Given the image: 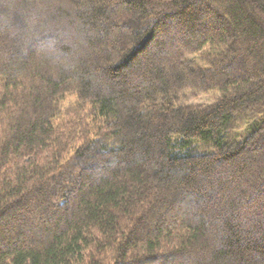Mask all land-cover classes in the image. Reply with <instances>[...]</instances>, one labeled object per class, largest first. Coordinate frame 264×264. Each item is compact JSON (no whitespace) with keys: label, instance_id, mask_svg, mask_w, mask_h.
Here are the masks:
<instances>
[{"label":"trees","instance_id":"trees-1","mask_svg":"<svg viewBox=\"0 0 264 264\" xmlns=\"http://www.w3.org/2000/svg\"><path fill=\"white\" fill-rule=\"evenodd\" d=\"M105 2L0 0V264H264V0Z\"/></svg>","mask_w":264,"mask_h":264},{"label":"rangeland","instance_id":"rangeland-1","mask_svg":"<svg viewBox=\"0 0 264 264\" xmlns=\"http://www.w3.org/2000/svg\"><path fill=\"white\" fill-rule=\"evenodd\" d=\"M106 1V0H105ZM104 0H93V3H96V4H100V3H106ZM107 3H110V2H107ZM118 12H120V15L124 18V19H130L131 21H134L137 17L136 15H131V16H126L123 11L121 10H118ZM216 16H217V13H213V12H210V10L207 11V13H202V17H201V23L200 25L197 27V33L198 34H201V33H204V32H211L213 33L214 35L215 34H222L223 32L221 31L222 28H220V26L217 24L216 21ZM20 19L19 18H15L13 19V17H11V25L12 24H19L20 23ZM224 34V33H223ZM177 37V36H176ZM174 38V37H172ZM179 38V37H177ZM176 38V39H177ZM172 39H167V42L170 43ZM178 41V40H177ZM172 43V42H171ZM171 48L169 47V50ZM145 52H148V50L146 51V49H144ZM236 57L239 59V63H240V69H243V66L244 64L246 63V60L243 59V57L241 55H238V54H235ZM128 68V67H127ZM129 77V76H128ZM129 80H131L130 78H128ZM186 94V93H185ZM216 95L215 94H212V93H198L197 91H193L191 93H187L184 97V101L188 104H209V103H212L213 100L215 99ZM221 165V164H220ZM219 166V165H218ZM217 172H218V169H217ZM202 181L203 183H207L208 181H210L209 178H202ZM256 205H252V206H246V205H243V204H240V207H239V217L242 219L241 222H243L244 225L247 226V224L249 223L248 221H245L244 220V216H246V212L248 210H253V209H256ZM213 209V208H211ZM214 210V209H213ZM217 212V211H216ZM33 215V213H30V211L27 212V217H31ZM213 215V213H212ZM247 218V217H246ZM240 219V220H241ZM6 235H10L9 233H6ZM5 243V242H3Z\"/></svg>","mask_w":264,"mask_h":264}]
</instances>
